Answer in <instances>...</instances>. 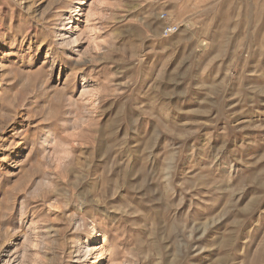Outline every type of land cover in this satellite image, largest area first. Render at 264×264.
<instances>
[{"label": "rangeland", "instance_id": "374dc122", "mask_svg": "<svg viewBox=\"0 0 264 264\" xmlns=\"http://www.w3.org/2000/svg\"><path fill=\"white\" fill-rule=\"evenodd\" d=\"M0 264H264V0H0Z\"/></svg>", "mask_w": 264, "mask_h": 264}, {"label": "built area", "instance_id": "2783aa9c", "mask_svg": "<svg viewBox=\"0 0 264 264\" xmlns=\"http://www.w3.org/2000/svg\"><path fill=\"white\" fill-rule=\"evenodd\" d=\"M177 31H178V26L176 24L167 22L164 24L162 28V35L166 37L176 33Z\"/></svg>", "mask_w": 264, "mask_h": 264}, {"label": "bare ground", "instance_id": "6f19581e", "mask_svg": "<svg viewBox=\"0 0 264 264\" xmlns=\"http://www.w3.org/2000/svg\"><path fill=\"white\" fill-rule=\"evenodd\" d=\"M90 255V250L88 247H85L84 249V259L87 260V257Z\"/></svg>", "mask_w": 264, "mask_h": 264}]
</instances>
